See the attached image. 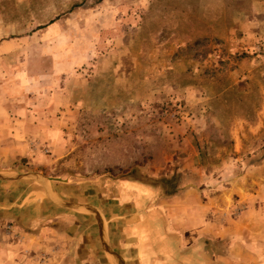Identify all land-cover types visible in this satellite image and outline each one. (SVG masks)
Here are the masks:
<instances>
[{
  "label": "rangeland",
  "instance_id": "rangeland-1",
  "mask_svg": "<svg viewBox=\"0 0 264 264\" xmlns=\"http://www.w3.org/2000/svg\"><path fill=\"white\" fill-rule=\"evenodd\" d=\"M176 173L220 264L235 241L264 264V0H0V176L54 193ZM159 204L163 223L195 214ZM2 214L0 264H53Z\"/></svg>",
  "mask_w": 264,
  "mask_h": 264
},
{
  "label": "crops",
  "instance_id": "crops-1",
  "mask_svg": "<svg viewBox=\"0 0 264 264\" xmlns=\"http://www.w3.org/2000/svg\"><path fill=\"white\" fill-rule=\"evenodd\" d=\"M60 185L61 190L50 194L69 207L40 197V190L30 189L11 198L9 186L7 190L0 187V210L7 214V223L36 228L31 237L42 249L57 246V258L51 255L53 264H220V254L214 248L221 238L219 225L203 223L201 201L196 200L194 207L183 204L190 193L182 192V188L167 195L163 186L161 189L139 180L107 179L98 184L68 181ZM158 202L160 206L168 202L171 211L195 213L194 223L188 215L182 223L178 219L163 223ZM205 235L211 236L209 251H204ZM238 245L245 247V243L234 242L230 249L240 255L232 254V262L255 264L252 251L239 253L234 249ZM106 247L117 256L118 263Z\"/></svg>",
  "mask_w": 264,
  "mask_h": 264
},
{
  "label": "water",
  "instance_id": "water-1",
  "mask_svg": "<svg viewBox=\"0 0 264 264\" xmlns=\"http://www.w3.org/2000/svg\"><path fill=\"white\" fill-rule=\"evenodd\" d=\"M23 178H31V179L36 180L39 184H41L43 186L45 196L53 204H55L57 206H62V207H69L67 204H64V203L60 202L57 198L53 197L49 193V191H48L47 187L45 186L42 178H39V177H36V176H33V175H28V174L27 175H23V176H0V179H4V180H18V179H23ZM106 250L111 255L113 261L116 262V263H118L119 261L117 259V256L111 250H109L107 247H106Z\"/></svg>",
  "mask_w": 264,
  "mask_h": 264
},
{
  "label": "trees",
  "instance_id": "trees-1",
  "mask_svg": "<svg viewBox=\"0 0 264 264\" xmlns=\"http://www.w3.org/2000/svg\"><path fill=\"white\" fill-rule=\"evenodd\" d=\"M183 177L184 176H182L181 174L176 173L167 178L161 177L160 179H157V181H160L164 185L167 195H174L179 191L178 181L182 179ZM147 180L149 179H143L141 180V182L145 184H149Z\"/></svg>",
  "mask_w": 264,
  "mask_h": 264
}]
</instances>
